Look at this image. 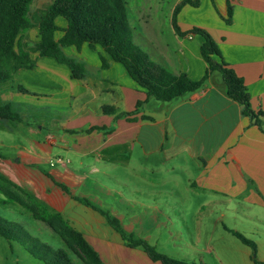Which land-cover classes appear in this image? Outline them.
<instances>
[{"label":"crops","instance_id":"1","mask_svg":"<svg viewBox=\"0 0 264 264\" xmlns=\"http://www.w3.org/2000/svg\"><path fill=\"white\" fill-rule=\"evenodd\" d=\"M142 1L143 5L136 10L138 25L133 28L135 44L172 74L202 80L208 71L201 54L205 39L201 35L181 37L173 26L175 8L183 0L172 5L167 31L165 24L151 21L145 15L152 7L150 0ZM230 5L233 9L230 23H227V0H200L198 7L187 4L182 8L178 25L183 32L200 28L212 35L223 61L244 80L252 109L264 113V0H230ZM58 25L63 29L67 26L63 19L58 20ZM35 29L37 43L39 28L29 33ZM63 35V31H58L57 40ZM26 42L23 49L28 51ZM65 53L85 65L82 79H75L69 66L37 53L35 68L22 69L12 81L0 85V107L9 104L14 107L20 119L7 121H13L17 130L32 126L29 114L32 112L36 113L33 119L38 122L36 129L40 133H60L59 137L48 135L45 141H34L30 147L16 146L21 155L8 176L66 217L86 236L105 264L161 263L153 262L140 248L127 247L121 235L106 226L107 219L101 213L77 200L91 198L93 191L89 179L79 175L81 172L107 178L132 174L137 199L134 205L143 206L133 211L139 220H160L159 213L163 211L153 210L150 204L175 198L173 192L165 189L179 188L182 181L187 182L186 188H197L203 205L213 204L219 209H209L207 213L204 206V219L219 213L223 205L232 201L257 206V227L263 228L253 229L250 234L226 225L224 230L232 236V231L254 236L256 257L242 243L247 248L244 253L251 264L264 263V234L260 235L264 231V117L258 126L245 116L244 106L228 95L219 73L211 74L199 91L163 103L149 97L126 68L100 45L96 50L88 44L81 51L66 48ZM102 57L110 64L109 68H103ZM35 75L42 83L43 94L37 95L26 86L27 78ZM56 150L65 152L69 159L65 161L57 155L65 165L56 164L58 167L49 172L41 162H52ZM56 184L64 185L68 192ZM104 191L100 200L89 202L117 217L119 209L111 208L103 198L113 191L106 185ZM120 196L124 204L131 203L127 195L120 193Z\"/></svg>","mask_w":264,"mask_h":264},{"label":"trees","instance_id":"2","mask_svg":"<svg viewBox=\"0 0 264 264\" xmlns=\"http://www.w3.org/2000/svg\"><path fill=\"white\" fill-rule=\"evenodd\" d=\"M35 1L0 0V85L12 81L18 71L33 69L37 66V61L23 49V39L31 29L38 27L40 41L36 43V52L40 57L54 58L59 63L69 66L75 79L80 80L84 77L85 65L68 56L65 49L74 47L81 51L85 44H88L92 50H96L97 45L103 47L115 62L126 68L131 78L147 91L149 97L163 103L199 91L211 74L219 73L228 95L244 106V115L253 119L256 125H261L264 113H256L252 109L251 97L244 80L223 61L221 51L212 35L200 28L183 32L178 25V15L182 8L187 4L198 7L200 0H183L175 8L173 15V26L179 36L201 35L205 39L201 46V54L208 64V71L200 81L192 80L187 74L178 76L172 74L154 62L135 44L127 0H54L38 25L30 16ZM227 2L229 5L227 23H230L233 9L230 0ZM59 19L66 22V28L63 29L58 25ZM58 31L64 32L59 40L56 38ZM102 62L104 69L109 68L110 64L104 57ZM0 119L19 120L20 117L14 107L9 104L0 107ZM56 185L68 192V188L64 185ZM77 200L101 213L109 225L121 235L127 247L142 249L153 262L198 264L174 259L160 253L146 240L132 234L128 235L123 230L121 222L105 210L97 208L87 200L80 198ZM0 207L23 209L30 213L33 219L51 228L84 264H105L86 236L75 229L60 212L51 210L5 173H0ZM232 234L256 253L257 246L253 240L239 232L232 231ZM0 236L10 242H18L35 259L44 264H76L67 249L54 248L34 238L22 224L1 216ZM256 263L264 264L258 261Z\"/></svg>","mask_w":264,"mask_h":264},{"label":"rangeland","instance_id":"3","mask_svg":"<svg viewBox=\"0 0 264 264\" xmlns=\"http://www.w3.org/2000/svg\"><path fill=\"white\" fill-rule=\"evenodd\" d=\"M53 2L54 0H36L34 2L30 14L34 23L37 24L41 20ZM150 2L152 3V7L145 15H148L151 21L165 24L164 31H167L166 27L169 26L171 20V8L176 0H150ZM128 3L129 19L133 29L138 25L139 19L137 17V11L139 9L138 7L143 5V1L128 0ZM146 6L149 7V4H146ZM28 33L25 34L23 43L25 40L27 41L26 49L31 54L32 59H34L35 56L38 58V55H36L35 43L38 39V30L35 29L34 32ZM35 60L37 61L36 58ZM38 78V75H35L33 78H27L28 83L26 85L37 95L44 93L40 87L42 83L38 81ZM29 114L32 117L30 119V125L32 126L20 127L22 133L16 129L13 121L0 119V173L9 175L8 173H10L11 167L15 165L16 160L20 157L21 150L15 148L16 146L30 147L34 141H45L48 135L60 136V133L57 131H50L49 134L40 133L36 129L38 122L33 119V117H36L34 116L36 113L30 112ZM13 129L14 132H10ZM31 129L35 132L30 133L29 130ZM53 129L56 130V127ZM57 155H61L65 161L69 159V156L65 152L56 150L53 152L52 156L55 165H52V163L47 160L41 162L42 166L47 171L50 172V170H54L58 167V165L56 166ZM79 175L83 176L85 180L86 177L89 179L88 185L93 190L91 191V198H88L89 200L87 199L88 201L94 202L97 200L96 198L100 200V196L105 194V185L110 187V191L112 190L113 194L107 197L103 196V198H105L111 208L119 209L118 212L120 214L114 217L120 220L123 230L128 235L133 234L146 240L150 245L156 247L160 253L187 262H205L206 264H251L250 258L244 253V250H247V248L239 239L227 233L224 227L226 225L242 231V233L249 234L253 232V229L263 228L257 227L259 226V223L256 221V216L259 212L257 206L248 204L237 205L232 201L223 205L219 213L214 212L211 218L207 217V219H204V215L206 214L204 210L216 209L215 211H217L219 209L213 204L203 205L201 197L197 194V188H186L185 185H187V182L185 184L184 181H182L183 184H181L179 188L165 189V191L173 192L175 198L169 201L168 199L160 202L157 200L150 204L153 210L158 208L163 211L159 213L161 214L159 215L160 220H156L157 218L154 220H139L135 218L133 211L143 206L134 205L137 199L134 198L132 174H115L113 178H107L102 174L97 175L87 172H81ZM120 175H122L123 178H120ZM122 184H126L130 187H127V189L123 187ZM25 190L51 210L56 211L48 202L40 199L33 191L28 189ZM79 192L82 193V190H79ZM120 193L127 195V197L131 199V203L124 204ZM204 206L205 209L203 210ZM180 212H182V215ZM260 212L263 213V210ZM224 215H226V217H223ZM0 216L22 224L34 238L40 239L42 242L48 243L54 248L65 247L77 264H84L77 255L68 249L64 241L51 228L33 219L31 214L27 211L23 209H13L11 207H0ZM106 226L115 232L109 223H106ZM262 233L264 234L263 230H261V236ZM251 237L247 238L251 240L254 239V236ZM252 257L255 258L256 253H253ZM0 264H44V262L35 259L26 248L18 242H10L0 236Z\"/></svg>","mask_w":264,"mask_h":264},{"label":"built area","instance_id":"4","mask_svg":"<svg viewBox=\"0 0 264 264\" xmlns=\"http://www.w3.org/2000/svg\"><path fill=\"white\" fill-rule=\"evenodd\" d=\"M52 163V165H55V162H51ZM56 163L57 164H63V165H65V161L63 160V159H61V158H58L57 160H56Z\"/></svg>","mask_w":264,"mask_h":264}]
</instances>
